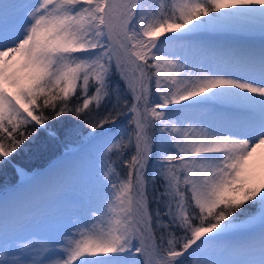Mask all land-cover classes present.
<instances>
[{"label":"snow or ice","instance_id":"obj_1","mask_svg":"<svg viewBox=\"0 0 264 264\" xmlns=\"http://www.w3.org/2000/svg\"><path fill=\"white\" fill-rule=\"evenodd\" d=\"M9 168L0 264H264V0H0Z\"/></svg>","mask_w":264,"mask_h":264},{"label":"trees","instance_id":"obj_2","mask_svg":"<svg viewBox=\"0 0 264 264\" xmlns=\"http://www.w3.org/2000/svg\"><path fill=\"white\" fill-rule=\"evenodd\" d=\"M41 143L43 144V148L39 152H37L35 148L32 151L25 152L17 157L16 163L18 165L25 166L27 160L34 159L33 163H31L32 165H34V168H43L51 160L60 156L65 149L63 143L50 141L43 133L41 134ZM15 182L16 180L13 179L11 184H9L5 189L11 188V186L14 185Z\"/></svg>","mask_w":264,"mask_h":264},{"label":"rangeland","instance_id":"obj_3","mask_svg":"<svg viewBox=\"0 0 264 264\" xmlns=\"http://www.w3.org/2000/svg\"><path fill=\"white\" fill-rule=\"evenodd\" d=\"M53 144V143H52ZM67 150L64 149V151L62 152L65 153ZM62 154L56 158H54L53 160H51L47 165H45L43 168H34V165H32L31 163H33L34 159H29L26 161V165H19L21 168H24L27 172H33V171H46L48 168H50L52 165L57 163L58 158H60L62 156ZM30 162V163H29ZM14 171V170H13ZM12 168H9L6 172L4 173H0V195H2L5 191H10L11 188L9 189H5L9 184H11V182L13 181V179L16 180V182L14 184L17 183V181L19 180V177H17L15 171L13 172ZM74 179H76L75 183H79V181H81L82 183L86 184L87 180H88V175L86 170H80L79 172H77L74 177ZM72 188H69L64 194H63V199L65 200H70L73 199L78 193L75 191L71 190ZM71 190V191H70Z\"/></svg>","mask_w":264,"mask_h":264},{"label":"bare ground","instance_id":"obj_4","mask_svg":"<svg viewBox=\"0 0 264 264\" xmlns=\"http://www.w3.org/2000/svg\"><path fill=\"white\" fill-rule=\"evenodd\" d=\"M48 169H49V168H48ZM48 169H47V170H48ZM47 170H46V171H47ZM73 177H74V176H73ZM75 181H76V179L72 178L70 188H72V189H71L72 191H75V192L79 193L80 188L83 187L85 184L82 183V182L79 181V180H78L79 183H75ZM71 190H70V191H71Z\"/></svg>","mask_w":264,"mask_h":264}]
</instances>
